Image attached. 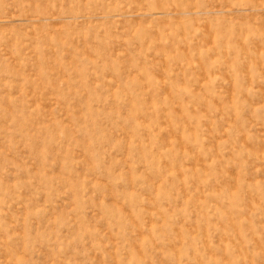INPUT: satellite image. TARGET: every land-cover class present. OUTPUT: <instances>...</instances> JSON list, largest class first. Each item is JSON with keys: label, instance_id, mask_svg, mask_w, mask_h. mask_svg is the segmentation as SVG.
<instances>
[{"label": "rangeland", "instance_id": "374dc122", "mask_svg": "<svg viewBox=\"0 0 264 264\" xmlns=\"http://www.w3.org/2000/svg\"><path fill=\"white\" fill-rule=\"evenodd\" d=\"M0 264H264V0H0Z\"/></svg>", "mask_w": 264, "mask_h": 264}, {"label": "bare ground", "instance_id": "6f19581e", "mask_svg": "<svg viewBox=\"0 0 264 264\" xmlns=\"http://www.w3.org/2000/svg\"><path fill=\"white\" fill-rule=\"evenodd\" d=\"M86 18V17H85Z\"/></svg>", "mask_w": 264, "mask_h": 264}]
</instances>
